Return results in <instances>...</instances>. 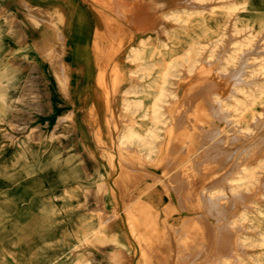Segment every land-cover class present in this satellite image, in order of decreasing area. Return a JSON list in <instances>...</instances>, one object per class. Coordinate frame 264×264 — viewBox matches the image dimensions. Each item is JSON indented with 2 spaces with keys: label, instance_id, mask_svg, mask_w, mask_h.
I'll list each match as a JSON object with an SVG mask.
<instances>
[{
  "label": "rangeland",
  "instance_id": "rangeland-1",
  "mask_svg": "<svg viewBox=\"0 0 264 264\" xmlns=\"http://www.w3.org/2000/svg\"><path fill=\"white\" fill-rule=\"evenodd\" d=\"M83 1L0 0V264H264V0Z\"/></svg>",
  "mask_w": 264,
  "mask_h": 264
},
{
  "label": "crops",
  "instance_id": "crops-1",
  "mask_svg": "<svg viewBox=\"0 0 264 264\" xmlns=\"http://www.w3.org/2000/svg\"><path fill=\"white\" fill-rule=\"evenodd\" d=\"M44 6V5H43ZM77 10L82 11L84 14V19L89 22V26L87 30L89 31V34H87V41L86 44L89 52L86 56H79V53H77L76 50H74V46H76V42L78 39L84 37V36H76L75 30H76V23H74L72 20L75 18V13ZM65 14L67 18L71 21L68 22L65 33L67 36V64L70 66L69 69L72 70H86V69H94V68H85L82 67L85 62L88 60L89 53L91 52V48L94 46V37H95V30H96V24L94 21V14L93 10L90 8V5L85 3L83 0H69L68 6L65 9ZM12 37V36H11ZM82 54L84 51L81 52ZM81 54V55H82ZM91 64V63H90Z\"/></svg>",
  "mask_w": 264,
  "mask_h": 264
},
{
  "label": "bare ground",
  "instance_id": "bare-ground-1",
  "mask_svg": "<svg viewBox=\"0 0 264 264\" xmlns=\"http://www.w3.org/2000/svg\"><path fill=\"white\" fill-rule=\"evenodd\" d=\"M127 2H128V1H127ZM118 3H119V2H118ZM120 3H121V2H120ZM121 4L124 5V3H121ZM121 4H120V5H121ZM115 5H116V3H115ZM111 6H112V5H111ZM117 6H118V5H117ZM124 6L126 7L127 5L125 4ZM121 7H122V5H121ZM123 8H124V7H123ZM115 9H116V8H115ZM123 11H124V10H123ZM116 13H117V12H116ZM130 18H131V17H130ZM230 34H231V33H230ZM117 69H118V68H117ZM62 70H63V69H62ZM62 74H63V73H62ZM65 78H66V77H65ZM63 79H64V78H63ZM200 91H201V90H200ZM200 91H199V92H200ZM194 92H195V91H194ZM202 93H203V92H202ZM112 96H113V95H112ZM112 98H113V97H112ZM219 104H220V103H219ZM203 110H204V109H203ZM203 114H205V113H203ZM217 115H218V114H217ZM183 118H184V117H183ZM168 126H169V125H168ZM203 127H204V126H203ZM200 128H201V127H200ZM205 133H206V132H205ZM99 141H100V140H99ZM260 142H261V141H260ZM250 144H251V143H250ZM240 148H241V147H240ZM112 149H113V148H112ZM117 156H118V155H117ZM167 158H168V157H167ZM116 159H117V158H116ZM118 160H120L119 157H118ZM118 162H119V161H118ZM169 163H170V162H169ZM246 163H247V162H246ZM238 165H239V164H238ZM166 166H168V165H166ZM120 167H121V166H120ZM120 167H119V168H120ZM119 168H118V169H119ZM163 168H164V167H163ZM116 170H117V169H116ZM122 170H124V169H122ZM263 172H264V171H263ZM120 173H121V172H120ZM123 173H124V172H123ZM167 173H168V171H167ZM116 174H117V173H116ZM171 177H172V176H171ZM172 179H173V178H172ZM160 180H161V179H160ZM163 181H164V180H163ZM110 182H111V181H110ZM233 183H234V182H233ZM111 184H112V182H111ZM115 185H116V184H115ZM112 187H113V189L116 190V187H117V186L114 187V185H112ZM209 188H210V187H209ZM214 189H215V188H214ZM167 190H168V189H167ZM245 190H246V189H245ZM116 192H117V190H116ZM168 192H169V191H168ZM247 193H248V192H247ZM207 194H208V193H207ZM236 194H237V193H236ZM168 195H169V194H168ZM236 196H237V195H236ZM180 197H181V196H180ZM216 197H217V196H216ZM238 197H239V196H238ZM202 199H203V198H202ZM210 199H211V198H210ZM230 199H231V198H230ZM117 202H118V201H117ZM120 202H121V201H120ZM231 203H232V202H231ZM168 206H169V205H168ZM125 210H126V209H125ZM125 210H124V211H125ZM128 210H130V209H128ZM218 210H219V209H218ZM202 211H203V210H202ZM223 212H224V211H223ZM125 213H126V212H125ZM122 215H123V214H122ZM124 215H125V214H124ZM241 215H242V214H241ZM226 216H227V215H226ZM126 218H127V217H126ZM109 221H111V219H110ZM132 222H133V221H132ZM108 223H109V222H108ZM112 223H113V222H112ZM126 223H127V222H126ZM126 223H125V224H126ZM129 223H130V222H129ZM133 224H134V223H133ZM126 225H127V224H126ZM128 226H130V225H128ZM127 228H128V227H127ZM130 228H133V227H130ZM180 229H181V228H180ZM128 230H129V229H128ZM128 232H129V231H128ZM207 232H208V231H207ZM209 232H210V231H209ZM204 235H205V232H204ZM211 235H212V234H211ZM213 238H214V237H213ZM210 239H212V238H210ZM208 241H209V240H208ZM209 248H210V247H209ZM204 249H205V248H204ZM206 249H207V248H206ZM206 249H205V250H206ZM203 251H204V250H203ZM202 253H204V252H202ZM134 264H135V263H134Z\"/></svg>",
  "mask_w": 264,
  "mask_h": 264
}]
</instances>
